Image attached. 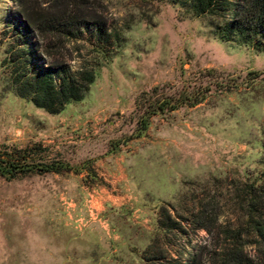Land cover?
Listing matches in <instances>:
<instances>
[{"label":"rangeland","instance_id":"rangeland-1","mask_svg":"<svg viewBox=\"0 0 264 264\" xmlns=\"http://www.w3.org/2000/svg\"><path fill=\"white\" fill-rule=\"evenodd\" d=\"M68 15L104 22L108 31L84 25L61 34ZM24 19L33 25L27 39L19 30ZM36 21L46 26L37 29ZM26 48L30 72L53 67L56 77L57 70L73 76L96 60L103 64L81 101L49 114L11 91V68L2 66ZM23 54L17 67L26 64ZM206 69L215 72L204 75ZM250 71L262 74L248 86ZM205 81L230 90L157 113L142 139L132 137L141 91L157 86L168 95ZM37 142L44 146L31 160L57 159L72 169L0 176V264H147L146 250V256L206 260L231 243L247 211L244 191L264 172V50L220 41L206 18L171 3L0 0V147ZM115 144L127 155L129 199L105 198L109 177L91 168ZM161 208L170 212L166 225L178 222L165 238ZM196 215L208 219L207 229Z\"/></svg>","mask_w":264,"mask_h":264},{"label":"trees","instance_id":"trees-1","mask_svg":"<svg viewBox=\"0 0 264 264\" xmlns=\"http://www.w3.org/2000/svg\"><path fill=\"white\" fill-rule=\"evenodd\" d=\"M142 2L171 3L186 10L193 17L206 18L214 36L223 42L239 46L252 47L257 51L264 50V0H141ZM66 16L71 18L67 27H59L61 34H70L72 31H79L84 25H89L100 35L108 31L104 22L90 21L84 17ZM65 17V18H66ZM19 26L24 37L30 38L33 35L31 28L33 25L29 19H24ZM47 26H54L51 21L43 20ZM40 22H34L37 29L41 28ZM43 24V23H42ZM43 26H46L45 23ZM70 26V27H69ZM118 37V35H116ZM24 38V39H25ZM13 52V57H8L2 62V66L9 63L11 68V91L18 97L30 101L33 105L43 109L49 114L60 113L67 104L81 101L96 77V69L100 63L96 60L95 65L78 71L73 76L59 72L55 76V69L39 67L36 72L28 71V62L31 59L30 49ZM25 53L30 55L24 60V66H16L15 59ZM100 55H104L103 47L98 49ZM24 55V54H23ZM36 59V55L33 57ZM214 69H206L204 75H212ZM261 72L250 71L247 73L248 82L252 85L261 75ZM230 87L223 83L204 82L198 86H183L180 91L173 94L164 95L160 93L161 88L154 86L148 90L141 91L134 99V107L137 113L135 128L132 137H140L148 128L151 116L160 113L164 114L178 109L183 105L194 106L203 102L208 94L213 90H230ZM131 137V138H132ZM117 144L112 146V151ZM40 143H34L29 147L6 146L0 147V176L6 180H11L18 175L27 173L43 174L47 172L59 173L69 171L72 167L66 161L54 159L52 161L31 160V153L40 149ZM89 161H84L83 165L90 168ZM248 195L247 211L243 216V223L232 234L231 243H228L219 251H211L206 260L200 261L192 258L182 262L179 259L170 257L167 259L162 254L146 256L148 250L142 255V260L147 264H264V172L255 179L244 191ZM200 204V203H199ZM201 214L206 208L201 204ZM202 216V217H201ZM196 215L200 220V228L207 229V220L204 215ZM171 218L170 212L166 208H161L158 216V226L166 236L168 227L178 225L175 219L166 225L165 220ZM171 229V228H170ZM243 237L249 238L247 242ZM251 245L254 248L252 254L245 251V246Z\"/></svg>","mask_w":264,"mask_h":264},{"label":"crops","instance_id":"crops-1","mask_svg":"<svg viewBox=\"0 0 264 264\" xmlns=\"http://www.w3.org/2000/svg\"><path fill=\"white\" fill-rule=\"evenodd\" d=\"M200 104V103H199ZM197 105V104H196ZM194 105V106H196ZM177 110V109H175ZM172 110V111H175ZM59 114V113H58ZM73 130V128H72ZM43 132V131H41ZM50 133H54L56 131H47ZM66 132H74V131H66ZM38 136L43 135L44 133H38ZM142 139V137H138ZM41 144V143H40ZM44 145L41 144V147ZM127 155L120 154V151L114 150L110 151V154L103 158H97L91 168H95V170L99 173L101 171L109 177V185L108 188L110 193L105 194V198L107 199H118V198H130V184L126 175L127 166L126 159ZM108 186V185H107ZM117 190L116 193H111L112 191ZM121 195H120V194Z\"/></svg>","mask_w":264,"mask_h":264}]
</instances>
